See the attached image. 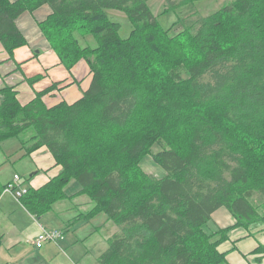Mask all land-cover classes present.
Returning <instances> with one entry per match:
<instances>
[{"label":"trees","instance_id":"16d2710c","mask_svg":"<svg viewBox=\"0 0 264 264\" xmlns=\"http://www.w3.org/2000/svg\"><path fill=\"white\" fill-rule=\"evenodd\" d=\"M147 1L0 0L9 57L26 44L16 18L47 5L42 35L63 65L84 60L91 73L72 103H44L56 84L25 104L0 88V142L20 138L27 155L45 147L60 166L20 197L31 214L85 195L88 216L102 210L119 227L98 264H223V238L204 227L214 211L226 208L235 226L264 224V0H232L172 36ZM107 9L126 13L127 38ZM148 156L161 177L142 168ZM73 180L80 188L68 196Z\"/></svg>","mask_w":264,"mask_h":264},{"label":"rangeland","instance_id":"374dc122","mask_svg":"<svg viewBox=\"0 0 264 264\" xmlns=\"http://www.w3.org/2000/svg\"><path fill=\"white\" fill-rule=\"evenodd\" d=\"M231 1L232 0H195L191 7H185L180 5L181 0H148L147 5L152 14L156 17L161 28L168 30V35L172 36L188 26L196 29L202 17L218 11L224 4ZM173 6L175 9L170 8ZM105 11L111 21L120 24L119 36L121 38H127L130 35L132 24L126 13L114 9H107ZM179 15L180 18L178 20ZM88 41L89 45H95L94 40ZM21 52L22 51H20V53ZM29 54L33 55V53ZM20 56L21 55L17 53L16 58ZM55 56H57L56 53ZM34 59L36 60L35 63L27 66H22L21 64L19 68V65H17L18 63H16L13 57L9 62V68L6 64L0 63V72L3 73L15 67L14 73H16V76L24 75L25 78L29 77L28 79H30L37 73L41 72L43 74L44 65L50 63L51 55L47 50H41L39 55L34 57ZM31 72L33 74L30 75L29 73ZM52 74L53 73L50 72L49 76ZM49 76L41 77V79L33 85V89L37 90L39 87H45L50 84L48 82ZM28 79L26 82L31 84ZM6 83L7 82L2 85L5 87ZM77 90L79 93L83 94L82 88H77ZM21 140L22 139L17 137H11L0 142V181H4V184L11 181L15 173L21 176L20 183L26 186L31 183L28 181V179H31V176L37 177L40 175L41 171L35 167V164L38 163L37 156L27 155L25 149L22 147ZM158 149L157 146H153L152 152H156ZM141 166L145 171L155 177H161L164 174L150 156L145 157L144 160L141 161ZM35 171H38V173L34 174ZM4 184H1V186ZM79 188L78 183L73 180L68 185L66 192L71 193L79 190ZM5 194L7 193L2 194V196ZM85 197L88 199L87 196ZM252 199L255 204L262 202V196L258 194H255ZM13 200V206L18 208H15L16 216L13 219L9 218L11 217L10 215H8V219H6L7 215L0 212V254H2V258L5 259V261L0 262L1 264H12V259H17L18 264H20L25 256L33 258L38 256L43 257L47 261V264H65V262H67V264H72L70 259L78 264H98L96 261L97 257L107 248L108 240L112 235L119 231V227L116 224L107 221V217L102 210L97 211L92 216H88V211L80 214L75 211L74 208L76 207H73L65 211L62 215H57L58 209L57 207L54 208V205H52V210L44 212L42 214L43 217L40 215L38 220L35 221L25 210L23 211V209H21L22 207H19V201L14 198ZM16 202L18 203L16 204ZM64 204H66V202ZM92 205L93 202H91L90 206L86 209H90ZM73 214L75 216H73ZM38 223L42 224L46 232L58 230L62 233L61 237L57 240L59 245L54 243L56 241L46 240L42 243L41 249H34L31 241H33L35 237L37 238L42 232L40 230L38 233ZM204 227L208 232L213 229V226L211 227L209 223L205 224ZM42 250L44 251L42 252Z\"/></svg>","mask_w":264,"mask_h":264},{"label":"crops","instance_id":"0c3cea01","mask_svg":"<svg viewBox=\"0 0 264 264\" xmlns=\"http://www.w3.org/2000/svg\"><path fill=\"white\" fill-rule=\"evenodd\" d=\"M9 1L13 2L15 0ZM50 12L51 10L49 6L42 5L33 12L24 11L16 18L17 27L24 36L26 44L16 48L13 51L12 57H9L8 53L0 43V63L6 64L7 67L13 57L20 68L21 64L22 66H27L35 63L36 60L34 57H37L41 50H47V52L51 55L50 63L48 65H44V69L42 71L43 74L41 72L36 74H40L41 77H44L49 76V73L52 72L53 74L48 77V82L50 84L45 83L48 85L45 87H39L37 90L33 89V85L38 82L41 77L34 81V83L29 84L26 82L29 77L25 78L24 75L16 76V73H14L15 67L3 73L0 72V88H2L3 83L7 82L5 87L12 86L13 90L16 91L17 99L22 104L28 103L31 99H33L36 92H40L54 84H56V86L43 95L42 100L44 103L48 106L54 105L61 100L72 103L79 99L82 95L78 92L77 88H82V91H85L91 80V73L86 61L80 60L72 68H67L61 63L59 57L55 56V51L51 48L47 39L42 35L38 27V23L44 20ZM20 51L22 52L20 53ZM17 53L21 55L19 58H16ZM29 53H33V55H30ZM37 68L40 69L39 67ZM29 74L31 75L33 73L31 72ZM30 155L37 156L38 163L35 164V167L41 172L37 177L31 176V179H28L29 183L31 182L29 185H23L29 188L37 189L43 186L51 177L58 174L60 166L54 165V160L45 147H41L33 151ZM37 173L38 171L34 172V174ZM1 184H4V181H0V186ZM75 192L76 191L67 193L69 194L68 196H70ZM12 200L13 196L10 194H5L0 197V212L7 215L6 219H8V215L11 216L9 217L10 219H13L16 216V207L13 206L14 200ZM18 201L20 203L16 202V204L18 203L19 207H22L21 209H23V211L25 210L31 218L37 221L38 217L31 214L22 202L20 200ZM65 202L66 204H64ZM90 204L91 200H89V198L87 199L85 195H78L57 201L53 204V207H57V215H62L65 211L70 210L73 207H76L74 209L78 213L87 212L89 209L86 208H88ZM50 210H52V208ZM73 216L75 215L73 214ZM41 217H43V215ZM235 222L236 219L233 217L231 212L224 207H220L214 211L211 214V219L207 222L211 224V227L213 226V229L210 230L211 233L213 232L212 239L217 240L223 238L217 247L219 253H222L224 256L223 264H264V224L261 222H254L244 228L241 226H235ZM229 227L232 228L224 234L216 233L217 230H223ZM42 229V224L38 223V233L40 230L42 231ZM35 238L31 241L32 246L36 250L41 249L42 246L40 248L36 247ZM57 240L54 243L59 245ZM43 251L44 250H42V252ZM38 257L33 258L25 256L20 264H29L33 261L47 264V261L43 257ZM1 261H5V259L2 258V254H0V262ZM70 261L72 264H78L74 263L72 259H70ZM12 264H18L17 259H12ZM65 264H67V262H65Z\"/></svg>","mask_w":264,"mask_h":264},{"label":"built area","instance_id":"2783aa9c","mask_svg":"<svg viewBox=\"0 0 264 264\" xmlns=\"http://www.w3.org/2000/svg\"><path fill=\"white\" fill-rule=\"evenodd\" d=\"M20 176L18 174L13 175L11 181L7 182L6 184L0 186V197L2 194L7 193L13 196L14 199L17 201L20 200V197L27 192V187L20 183ZM61 232L58 230H52L50 232L44 231L37 236L35 240V245L37 248L42 246V243L46 240L56 241L60 238Z\"/></svg>","mask_w":264,"mask_h":264}]
</instances>
